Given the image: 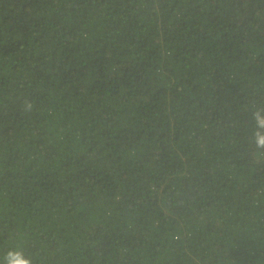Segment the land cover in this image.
Wrapping results in <instances>:
<instances>
[{
    "label": "trees",
    "instance_id": "1",
    "mask_svg": "<svg viewBox=\"0 0 264 264\" xmlns=\"http://www.w3.org/2000/svg\"><path fill=\"white\" fill-rule=\"evenodd\" d=\"M264 0H0V264H264Z\"/></svg>",
    "mask_w": 264,
    "mask_h": 264
},
{
    "label": "clouds",
    "instance_id": "2",
    "mask_svg": "<svg viewBox=\"0 0 264 264\" xmlns=\"http://www.w3.org/2000/svg\"><path fill=\"white\" fill-rule=\"evenodd\" d=\"M255 130L252 134V143L256 149L264 150V107H258L253 111ZM5 264H33L30 256H26L23 250H10L5 256Z\"/></svg>",
    "mask_w": 264,
    "mask_h": 264
}]
</instances>
